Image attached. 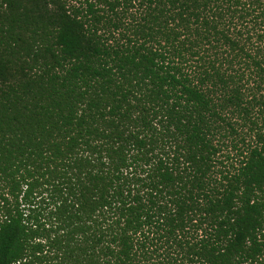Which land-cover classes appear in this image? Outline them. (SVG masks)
<instances>
[{
    "label": "trees",
    "instance_id": "obj_1",
    "mask_svg": "<svg viewBox=\"0 0 264 264\" xmlns=\"http://www.w3.org/2000/svg\"><path fill=\"white\" fill-rule=\"evenodd\" d=\"M0 264H264V0H0Z\"/></svg>",
    "mask_w": 264,
    "mask_h": 264
}]
</instances>
